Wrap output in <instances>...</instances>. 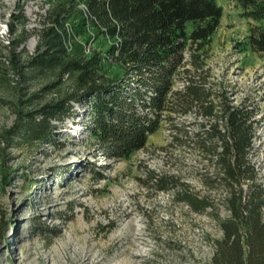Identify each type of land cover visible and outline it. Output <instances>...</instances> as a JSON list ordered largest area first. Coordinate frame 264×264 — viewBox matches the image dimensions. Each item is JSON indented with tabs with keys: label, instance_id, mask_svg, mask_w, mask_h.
Returning <instances> with one entry per match:
<instances>
[{
	"label": "rangeland",
	"instance_id": "rangeland-1",
	"mask_svg": "<svg viewBox=\"0 0 264 264\" xmlns=\"http://www.w3.org/2000/svg\"><path fill=\"white\" fill-rule=\"evenodd\" d=\"M60 1L0 0V264H38L18 258L35 250L47 264H54L50 253L81 227L95 234L102 247L114 244L109 254L114 257L125 241L122 237L129 238L125 225L130 219L146 242L143 264H209L213 242L223 236L218 222L213 215L196 213L176 201L173 190H159L150 181L156 175L209 193L197 178L202 163L192 153L171 146L168 120L147 137L144 148L128 157L108 152L90 135L84 102L73 103L74 111L52 139L21 138L18 127L24 113L74 88V76L60 79L56 69L36 70L27 64L39 44L34 27ZM216 1L223 14L206 47L208 85L224 91L233 103L246 100L255 107L259 122L252 161L264 186V56L242 50L255 21L244 18L233 0ZM76 22V17L67 21ZM88 31L95 34L91 28ZM85 37L78 39L84 42ZM68 45L71 50L70 41ZM108 46V41L95 36L85 52L104 53ZM98 73L103 79L121 74L113 63L101 64ZM186 119L193 118L175 121ZM219 194L214 189L211 197L225 217L228 212Z\"/></svg>",
	"mask_w": 264,
	"mask_h": 264
},
{
	"label": "trees",
	"instance_id": "trees-1",
	"mask_svg": "<svg viewBox=\"0 0 264 264\" xmlns=\"http://www.w3.org/2000/svg\"><path fill=\"white\" fill-rule=\"evenodd\" d=\"M233 1L244 18L255 21L242 50L264 56V0ZM222 14L216 0H61L34 27L39 44L27 64L56 69L60 79L74 76V88L24 113L18 132L30 141L52 139L73 103L84 102L90 135L108 152L128 157L168 120L171 146L202 163L197 178L209 193L156 175L150 181L218 222L223 236L214 240L209 264H264V186L252 161L256 109L208 85L206 47ZM71 17L78 22L68 25ZM79 35H87L84 42ZM95 36L109 46L87 54L86 44ZM104 63L118 66L121 74L103 79L98 72ZM178 117L193 119L175 121ZM214 189L225 217L211 197Z\"/></svg>",
	"mask_w": 264,
	"mask_h": 264
},
{
	"label": "bare ground",
	"instance_id": "bare-ground-1",
	"mask_svg": "<svg viewBox=\"0 0 264 264\" xmlns=\"http://www.w3.org/2000/svg\"><path fill=\"white\" fill-rule=\"evenodd\" d=\"M128 230L129 238L121 234L122 241L120 250L114 257L109 254L115 247L114 244H108L105 247L96 241V235L90 234L89 229L81 227L73 232L74 236H68L56 251L51 252L50 256L54 264H143L141 230L136 229L131 219L125 225ZM122 233L125 234V231ZM20 261L32 259L38 264H47L46 257L38 250L34 252L20 253Z\"/></svg>",
	"mask_w": 264,
	"mask_h": 264
}]
</instances>
